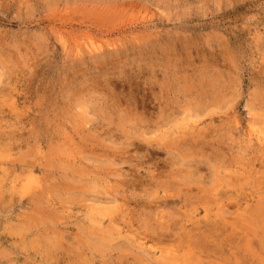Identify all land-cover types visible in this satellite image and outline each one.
I'll return each instance as SVG.
<instances>
[{"label":"rangeland","instance_id":"obj_1","mask_svg":"<svg viewBox=\"0 0 264 264\" xmlns=\"http://www.w3.org/2000/svg\"><path fill=\"white\" fill-rule=\"evenodd\" d=\"M0 130V264H264V0H0Z\"/></svg>","mask_w":264,"mask_h":264},{"label":"bare ground","instance_id":"obj_2","mask_svg":"<svg viewBox=\"0 0 264 264\" xmlns=\"http://www.w3.org/2000/svg\"><path fill=\"white\" fill-rule=\"evenodd\" d=\"M94 46H95V45H94ZM22 95H23V94H22ZM29 96H30V95H29ZM23 97H24V95H23ZM25 97H26V95H25ZM25 99H26V98H25ZM17 104H18V103H17ZM17 106H19V105H17ZM16 111H17V110H16ZM19 115L21 116V114H19ZM28 115H29V114H28ZM2 117H3V116H2ZM34 120H35V119H34ZM34 120H33V121H34ZM18 121H20V120H18ZM27 123H28V122H27ZM150 123H151V122H150ZM21 124H22V122H21ZM24 126H25V125H24ZM160 126H161V125H160ZM3 127H4V126H3ZM20 127H21V125H20ZM24 128H25V127H24ZM1 129H2V127H1ZM21 130H22V129H21ZM3 131H4V130H3ZM5 131H6V130H5ZM0 132H1V130H0ZM7 133H8V132H7ZM7 133H6V134H7ZM9 133H10V132H9ZM22 134H23V133H22ZM0 136H1V135H0ZM4 136H5V135H4ZM28 136H29V135H28ZM8 137H9V136H8ZM10 137H11V136H10ZM192 137H193V136H192ZM260 137H261V136H260ZM4 139H5V137H4ZM6 139H7V138H6ZM6 139H5V140H6ZM9 139H10V138H8V140H9ZM18 139H19V138H18ZM24 139H26V138H24ZM188 139H189V137H188ZM34 140H35V139H34ZM192 140H193V139H192ZM2 141H3V140H2ZM21 141H22V140H21ZM26 141H28V140H26ZM190 141H191V140H190ZM14 142H15V141H14ZM17 142L20 143V141H17ZM28 142H29V141H28ZM36 142H37V141H36ZM7 143H8V142H7ZM23 143H24V142H23ZM180 143H181V142H180ZM189 143H190V142H189ZM174 144H175V143H174ZM26 145H27V144H26ZM26 145H25V146H26ZM183 145H184V144H183ZM3 146H5V145H3ZM10 147H11V145H10ZM16 147H17V146H16ZM20 147H21V145H20ZM20 147H19V148H20ZM0 148H1V147H0ZM4 148H5V147H3L2 149H4ZM182 148H183V147H182ZM184 148H185V147H184ZM192 148H193V147H192ZM5 149H6V148H5ZM14 149H15V148H14ZM14 149H12V150H14ZM177 149H178V148H177ZM7 150H8V149H7ZM7 150H6V151H7ZM179 150H180V149H179ZM175 152H177V151H175ZM92 153H93V152H92ZM179 153H180V152H179ZM40 154H41V153H40ZM173 154H174V153H173ZM25 156H26V155L24 154V157H23V158H25ZM113 156H114V155H113ZM6 157H7V156H6ZM10 157H11V155H10ZM27 157H28V156H27ZM27 157H26V158H27ZM177 157H178V156H177ZM212 157H213V156H212ZM23 158H22V159H23ZM29 158H30V157H29ZM35 158H36V157H35ZM183 158H184V157H183ZM187 158H188V157H187ZM9 159H10V158H9ZM14 159H15V158H14ZM14 159H13V160H14ZM46 159L48 160V158H46ZM209 159H210V158H209ZM7 160H8V159H7ZM26 160H27V159H26ZM45 161H46V160H45ZM221 161H222V160H221ZM2 162H3V161H2ZM7 162H8V161H7ZM35 163H36V162H35ZM171 163H172V162H171ZM6 165H7V164H6ZM228 165H230V164H228ZM12 166H14V165H12ZM73 166H74V165H73ZM188 166H189V165H188ZM0 167H1V166H0ZM46 167H47V166H46ZM85 167H86V166H85ZM192 167H193V166H192ZM197 167H198V165H197ZM13 168H14V167H13ZM33 168H34V167H33ZM54 168H55V167H54ZM16 169H17V168H16ZM49 169H50V168H49ZM77 169H78V168H77ZM77 169H76V170H77ZM79 169H80V168H79ZM0 170H1V169H0ZM31 170H32V169H31ZM26 171H27V170H26ZM34 171H35V170H34ZM60 171H62V170H60ZM60 171H59V172H60ZM1 172H2V171H1ZM12 172H13V171H12ZM17 172H18V171H17ZM19 172H20V171H19ZM78 172H81V171H78ZM149 172H150V171H149ZM4 173H5V172H4ZM24 173H25V172H24ZM26 173H27V172H26ZM64 173H65V172H64ZM82 173H83V172H82ZM13 174H14V172L12 173V175H13ZM19 174H20V173H19ZM58 174H59V173H58ZM70 174H71V173H70ZM5 175H6V173H5ZM15 175H16V174H15ZM77 175H78V174H77ZM79 175H80V174H79ZM79 175H78V176H79ZM149 175H150V174H149ZM29 176H30V175H29ZM58 176H59V175H58ZM101 176H102V175H101ZM152 176H154V175H152ZM64 177H65V176H64ZM150 177H151V176H150ZM3 178H4V177H3ZM18 178H19V177H18ZM174 178H175V177H174ZM239 178H240V177H239ZM60 179H61V178H60ZM65 179H66V178H65ZM152 179H153V178H152ZM187 179H188V177H187ZM221 179H223V178H221ZM19 180H20V179H19ZM21 180H22V177H21ZM23 180H24V179H23ZM156 180H157V178H156ZM170 180H172V179H170ZM175 180H176V179H175ZM175 180H174V181H175ZM178 180H179V179H178ZM178 180H177V181H178ZM223 180H224V179H223ZM36 181H37V180H36ZM69 181H70V180H69ZM152 181H153V180H152ZM188 181H189V180H188ZM226 181H227V180H226ZM11 182L14 183L13 180H12ZM11 182H10L9 184H11ZM47 182H48V181H47ZM66 182H67V181H66ZM73 182H74V181H73ZM162 182H163V181H162ZM162 182H159V183H162ZM167 182H168V181H167ZM170 182H171V181H170ZM172 182H173V181H172ZM172 182H171V184H172ZM180 182H181V181H179V183H180ZM33 183H34V182H33ZM74 183H75V182H74ZM129 183H130V182H129ZM156 183H157V181H156ZM159 183H158V184H159ZM181 183H182V182H181ZM183 183H184V182H183ZM19 184H20V183H19ZM37 184H38V183H37ZM60 184H61V182H60ZM68 184H69V183H68ZM55 185H57V184H55ZM154 185H155V184H154ZM169 185H170V184H169ZM173 185H174V184H173ZM173 185H172V186H173ZM178 185H179V184L177 183L176 186H178ZM22 186H24V185H22ZM22 186H21V187H22ZM71 186H72V185H71ZM155 186H156V185H155ZM157 186H158V185H157ZM159 186H160V185H159ZM166 186H167V185H166ZM185 186H186V185H185ZM187 186H188V185H187ZM225 186H226V185H225ZM2 187H3V186H2ZM12 187H14V186H12ZM26 187H27V185H26ZM62 187H63V186H62ZM170 187H171V186H170ZM183 187H184V186H183ZM189 187H190V186H189ZM14 188H15V187H14ZM42 188H43V187H42ZM45 188H46V187H45ZM57 188H58V187H57ZM190 188H191V187H190ZM229 188H230V187H229ZM8 189H9V187H8ZM17 189H18V186H17ZM19 189H20V188H19ZM19 189H18V190H19ZM35 189H36V188H35ZM40 189H41V188H40ZM47 189H48V188H47ZM54 189H55V188H54ZM177 189H178V188H177ZM15 190H16V188H15ZM18 190H16V191H18ZM50 190H52V187H51ZM62 190H63V189H62ZM66 190H67V189H66ZM83 190H84V189H83ZM6 191H7V190H6ZM22 191H23V190H21V192H22ZM33 191H34V189H33ZM39 191H40V190H39ZM48 191H49V190H48ZM54 191H55V190H54ZM9 192H11V191H9ZM13 192H14V190H13ZM21 192H20V193H21ZM56 192H57V191H56ZM11 193H12V192H11ZM34 193H35V192H34ZM59 193H61V192H59ZM35 194H36V193H35ZM45 194H46V193H45ZM189 194H190V193H189ZM108 195H109V194H108ZM184 195H185V194H184ZM187 195H188V194H187ZM194 195H195V194H194ZM23 196H24V195H23ZM44 196H45V195H44ZM54 196H55V195H54ZM110 196H111V194H110ZM110 196H109V197H110ZM163 196H164V195H163ZM163 196H162V197H163ZM165 196H166V195H165ZM179 196H180V195H179ZM47 197H48V196H47ZM74 197H75V196H74ZM79 197H80V196H79ZM84 197H85V196H84ZM92 197H93V196H92ZM187 197H188V196H187ZM190 197H191V196H190ZM195 197H196V196H195ZM195 197H194V198H195ZM11 198H12V197H11ZM40 198H41V197H40ZM90 198H91V196H90ZM96 198H97V196H96ZM163 198H164V197H163ZM196 198H197V197H196ZM17 199H18V198H17ZM57 199H58V198H57ZM66 199H67V198H66ZM82 199H83V198H82ZM92 199H93V198H92ZM97 199H98V198H97ZM152 199H154V198H152ZM165 199H166V198H165ZM198 199H199V198H198ZM204 199H206V198H204ZM204 199H203V197H202V200H203V201H204ZM18 200H19V199H18ZM59 200H60V199H59ZM72 200H73V199H72ZM110 200H111V199H110ZM116 200H117V199H116ZM155 200H156V199H155ZM161 200H162V199H161ZM171 200H172V199H171ZM228 200H229V199H228ZM91 201H93V200H91ZM94 201H96V200H94ZM197 201H198V200H197ZM248 201H250V200H248ZM256 201H257V200H256ZM262 201H264V200H262ZM99 202H100V201H99ZM154 202H155V201H154ZM189 202H190V201H189ZM192 202H193V201H192ZM198 202H199V201H198ZM200 202H201V201H200ZM200 202H199V203H200ZM204 202H205V201H204ZM206 202H208V201H206ZM236 202H237V201H236ZM257 202H258V201H257ZM30 203H31V202H30ZM58 203H59V202H58ZM102 203H103V202H102ZM167 203H168V201H167ZM169 203H171V202H169ZM182 203H183V202H182ZM184 203H187V202L184 201ZM193 203L195 204V202H193ZM254 203H255V202H254ZM32 204H33V202H32ZM37 204H38V203H37ZM60 204H61V203H60ZM99 204H100V203H99ZM160 204H161V203H160ZM162 204H164V203H162ZM178 204H181L180 201H179ZM189 204H190V203H189ZM189 204H188V205H189ZM203 204H204V203H203ZM205 204H206V203H205ZM102 205H103V204H102ZM105 205H106V204H105ZM206 205H207V204H206ZM247 205H248V204H247ZM247 205H246V206H247ZM253 205H254V204H253ZM262 205H263V203H262ZM41 206H43V205L41 204ZM162 206H163V205H162ZM168 206L171 208V206H173V205H172V204H171V205L169 204ZM189 206H190V205H189ZM160 207H161V206H160ZM163 207H164V206H163ZM176 207H178V205H177ZM184 207H185V205H184ZM191 207H192V205H191ZM204 207H205V206H204ZM209 207H210V206H209ZM229 207H230V206H229ZM229 207H228V208H229ZM51 208H52V207H51ZM62 208H63V207H62ZM156 208H157V207H156ZM166 208H168V207H166ZM200 208H201V207H200ZM262 208H263V207H262ZM168 209H169V208H168ZM172 209H173L174 211L176 210L174 207H172ZM221 209H222V208H221ZM257 209H258V208H257ZM257 209H256V210H257ZM263 209H264V208H263ZM42 210H43V209H42ZM62 210H63V209H62ZM62 210H61V211H62ZM197 210H198V209H197ZM251 210H252V209H251ZM259 210L261 211V208H259ZM52 211H53V210H52ZM58 211H59V210H58ZM160 211H161V210H160ZM176 211H178V209H177ZM179 211H180V210H179ZM182 211H183V210H182ZM210 211H211V210H210ZM241 211H243V210H241ZM252 211H253V210H252ZM260 211H259V212H260ZM262 211H264V210H262ZM33 212H34V210H33ZM47 212H49V211H47ZM62 212H63V211H62ZM167 212H169V215H170L173 211H171V213H170V211H167ZM193 212H194V211H193ZM206 212H207V211H206ZM245 212H246V210H245ZM254 212H255V211H254ZM181 213H182V212H181ZM181 213H180V216H181ZM207 213H208V212H207ZM238 213H239V212H238ZM240 213H241V212H240ZM250 213H251V212H250ZM257 213H258V211H257ZM263 213H264V212H263ZM33 214H34V213H33ZM58 214H59V212H58ZM62 214H63V213H62ZM176 214H177V213H176ZM176 214H175V215H176ZM190 214H191V213H190ZM192 214H193V213H192ZM200 214H201V213H200ZM215 214H216V213H215ZM255 214H256V213H255ZM259 214H260V213H259ZM261 214H262V213H261ZM261 214H260V215H261ZM55 215H56V214H55ZM167 215H168V213H167ZM169 215H168V216H169ZM172 215H173V214H172ZM188 215H189V214H188ZM197 215H198V214H197ZM212 215H213V214H212ZM216 215H217V214H216ZM244 215H245V213H244ZM251 215H252V214H251ZM52 216H53V215H52ZM163 216H164V215H163ZM168 216H166V217H168ZM220 216H222V214H221ZM242 216H243V215H242ZM246 216H249V215H247V212H246ZM254 216H255V215H254ZM263 216H264V215H263ZM53 217H54V216H53ZM53 217H52V218H53ZM170 217H171V216H170ZM182 217H183V216H182ZM182 217H181L180 219H182ZM187 217H188V216H187ZM189 217H190V216H189ZM189 217H188V221H189ZM206 217H207V216H206ZM234 217H235V216H234ZM244 217H245V216H244ZM258 217H260V216L258 215ZM37 218H38V217H37ZM112 218H113V217H112ZM168 218H169V217H168ZM175 218H176V217H175ZM175 218H173V219H175ZM193 218H194V216H193ZM197 218H198V216H197ZM241 218H242V220H244L243 217H241ZM241 218H240V219H241ZM245 218H247V217H245ZM248 218H249V217H248ZM53 219H54V218H53ZM55 219H56V218H55ZM161 219H162V218H161ZM161 219H160V220H161ZM177 219H178V218H177ZM190 219H191V218H190ZM216 219H217V218H216ZM223 219H224V218H223ZM256 219H257V218H256ZM262 219H263V218H262ZM115 220H116V219H115ZM175 220H176V219H175ZM175 220H174V221H175ZM184 220L187 221L186 219H184ZM225 220H226V219H225ZM227 220H228V219H227ZM248 220H249V219H248ZM263 220H264V219H263ZM165 221H168V220H165ZM170 221H171V220H170ZM170 221H168V223H169ZM177 221H178V220H177ZM180 221H182V220H180ZM191 221H192V219H191ZM206 221H207V220H206ZM208 221H209V219H208ZM223 221H224V220H223ZM228 221H229V220H228ZM228 221H227V222H228ZM245 221H246V220H245ZM250 221H251V220H250ZM114 222H115V221H114ZM129 222H131V221H128V223H129ZM197 222H198V221H197ZM199 222H202V220L199 221ZM224 222H225V221H224ZM224 222H223V223H224ZM238 222L240 223L241 221H238ZM246 222H247V221H246ZM258 222H260V221H258ZM123 223H124V222H123ZM157 223H158V222H157ZM170 223H171V222H170ZM195 223H196V221H195ZM207 223H208V222H207ZM218 223H219V222H218ZM220 223H221V221H220ZM256 223H257V220H256ZM262 223L264 224L263 221H262ZM262 223H261V226H262ZM172 224H174V223L172 222ZM184 224H185V223H184ZM208 224H209V223H208ZM225 224H226V222H225ZM241 224H242V223H241ZM159 225H160V224H159ZM159 225H158V226H159ZM175 225H176V224H175ZM189 225H190V224H189ZM199 225H200V224H199ZM202 225H204V224H202ZM212 225H213V224H212ZM217 225H218V224H217ZM249 225H250V224H249ZM255 225H257V224H255ZM158 226H156V227H158ZM161 226H162V225H161ZM161 226H160V227H161ZM164 226H165V225H164ZM170 226H171V225H170ZM172 226H173V225H172ZM233 226H234V225H233ZM237 226H238V225H237ZM240 226H241V225H240ZM263 226H264V225H263ZM193 227H194V226H193ZM198 227H199V226H198ZM204 227H205V226H204ZM234 227L236 228V226H234ZM242 227H243V226H242ZM57 228H58V226H57ZM103 228H104V227H103ZM105 228H106V226H105ZM108 228H109V227H108ZM113 228H117V226H116V227L113 226ZM164 228L166 229V227H164ZM168 228H171V227H168ZM173 228H174V226H173ZM199 228H200V227H199ZM209 228H211V227H209ZM230 228H231V227H230ZM58 229H59V228H58ZM101 229H102V228H101ZM120 229H121V228H120ZM155 229H156V228H155ZM157 229H158V228H157ZM171 229H172V228H171ZM182 229H183V228H182ZM184 229H185V228H184ZM202 229H203V227H202ZM162 230H163V229H162ZM193 230H194V229H193ZM200 230H201V229H200ZM208 230H209V229H208ZM240 230H242V229H240ZM243 230H246V229L243 228ZM258 230H259V229H258ZM60 231H61V228H60ZM108 231H109V230H108ZM170 231H171V230H170ZM198 231H199V230H198ZM205 231H206V230H205ZM215 231H217V229H216ZM218 231H219V230H218ZM249 231H250V230H249ZM110 232H111V231H110ZM110 232H109V233H110ZM158 232H160V229H159ZM191 232H193V231H191ZM191 232H189V233H191ZM227 232H228V231H227ZM231 232H232V231H231ZM246 232H247V231H246ZM59 233H60V232H59ZM175 233H177V232H175ZM193 233H194V232H193ZM196 233H197V232H196ZM201 233H202V232H201ZM204 233H205V232H204ZM242 233H244V231H243ZM248 233H249V232H248ZM149 234H150V233H149ZM212 234H213V232H212ZM218 234H219V233H218ZM263 234H264V233H263ZM154 235H155V234H154ZM189 235H190V234H189ZM196 235H197V234H196ZM200 235H201V234H200ZM216 235H217V234H216ZM237 235H238V234H237ZM243 235H244V234H243ZM243 235H242V236H243ZM41 236H42V235H41ZM143 236H144V235H143ZM155 236L158 237V235H155ZM166 236H167V235H166ZM176 236H177V235H176ZM202 236H203V234H202ZM57 237H58V236H57ZM103 237H104V236H103ZM167 237H168V236H167ZM172 237L175 238L174 235H173ZM192 237H193V236H192ZM195 237H196V236H195ZM203 237H204V236H203ZM55 238H56V237H55ZM153 238H155V237H153ZM164 238H165V236H164ZM170 238H171V237H170ZM180 238H181V236H180ZM187 238H188V237H187ZM197 238H198V237H197ZM200 238H201V236L199 237V239H200ZM242 238H243V237H242ZM248 238H249V237H248ZM97 239H98V238H97ZM97 239H96V240H97ZM162 239H163V238H162ZM176 239H177V238H176ZM207 239H208V237H207ZM217 239H218V238H217ZM58 240H59V239H58ZM164 240H165V239H164ZM173 240H174V239H173ZM192 240H193V239H192ZM195 240H196V239H195ZM204 240H205V238H204ZM239 240H240V239H239ZM60 241H61V240H60ZM94 241H95V240H94ZM150 241H151V239H150ZM168 241H169V240H168ZM189 241H190V240H189ZM200 241H201V240H200ZM209 241H210V243H211V240H209ZM212 241H213V240H212ZM214 241H215V240H214ZM221 241H222V240H221ZM58 242H59V241H58ZM152 242H153V241H152ZM159 242H160V241H159ZM174 242H175V241H174ZM194 242H195V241H194ZM201 242H202V241H201ZM223 242H224V241H223ZM223 242H220V243L222 244ZM235 242H236V241H235ZM243 242H244V241H243ZM250 242H251V241H250ZM250 242H249V243H250ZM156 243H157V242H156ZM161 243H162V242H161ZM175 243H176V242H175ZM190 243H192V242H190ZM227 243H228V242H227ZM48 244H49V243H48ZM157 244H158V243H157ZM187 244H188V242H187ZM216 244H218V243H216ZM54 245H55V244H54ZM189 245H190V244H189ZM191 245H192V244H191ZM194 245H195V244H194ZM199 245H200V244H199ZM204 245H205V244H204ZM208 245H209V244H208ZM210 245H211V244H210ZM185 246H186V245H185ZM215 246H217V245H215ZM224 246H225V245H224ZM204 247H205V246H204ZM211 247H212V246H211ZM220 247H221V246H220ZM236 247H237V246H236ZM53 248H54V247H53ZM185 248H187V246H186ZM196 248H197V246H196ZM198 248H199V247H198ZM207 248H208V247H207ZM213 248H214V246H213ZM223 248H224V247H223ZM199 249H200V248H199ZM208 250H209V249H208ZM217 250H218V249H217ZM220 250H221V249H220ZM231 251H232V250H231ZM211 252H212V251H211ZM255 252H256V251H255ZM250 253H251V252H250ZM256 253H257V252H256ZM258 255H259V254H258ZM159 257H160V256H159ZM175 257H176V256H175ZM175 257H174V258H175ZM230 257H231V256H230ZM163 259H164V258H163ZM169 261H170V260H169ZM173 261H175V260H173ZM166 263H167V262H166ZM172 263H173V262H172ZM167 264H168V263H167Z\"/></svg>","mask_w":264,"mask_h":264}]
</instances>
